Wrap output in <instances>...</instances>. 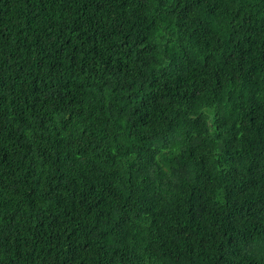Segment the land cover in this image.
<instances>
[{
	"label": "trees",
	"instance_id": "1",
	"mask_svg": "<svg viewBox=\"0 0 264 264\" xmlns=\"http://www.w3.org/2000/svg\"><path fill=\"white\" fill-rule=\"evenodd\" d=\"M264 0H0V264H264Z\"/></svg>",
	"mask_w": 264,
	"mask_h": 264
},
{
	"label": "snow or ice",
	"instance_id": "2",
	"mask_svg": "<svg viewBox=\"0 0 264 264\" xmlns=\"http://www.w3.org/2000/svg\"><path fill=\"white\" fill-rule=\"evenodd\" d=\"M250 240H251L253 246H257L259 248V250L262 252V254H264V238H259L255 235H252L250 237Z\"/></svg>",
	"mask_w": 264,
	"mask_h": 264
}]
</instances>
